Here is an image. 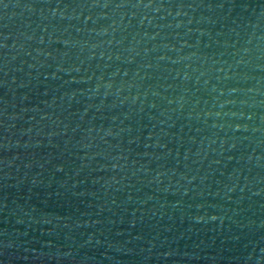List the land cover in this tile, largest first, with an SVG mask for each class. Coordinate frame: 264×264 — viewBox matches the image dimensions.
Here are the masks:
<instances>
[{
	"label": "water",
	"instance_id": "1",
	"mask_svg": "<svg viewBox=\"0 0 264 264\" xmlns=\"http://www.w3.org/2000/svg\"><path fill=\"white\" fill-rule=\"evenodd\" d=\"M0 264H264V0H0Z\"/></svg>",
	"mask_w": 264,
	"mask_h": 264
}]
</instances>
